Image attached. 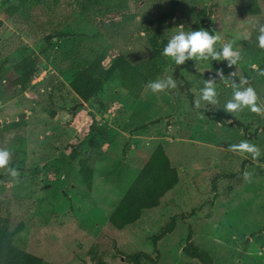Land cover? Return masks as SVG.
Listing matches in <instances>:
<instances>
[{"label": "rangeland", "instance_id": "1", "mask_svg": "<svg viewBox=\"0 0 264 264\" xmlns=\"http://www.w3.org/2000/svg\"><path fill=\"white\" fill-rule=\"evenodd\" d=\"M121 1L127 3L125 13L113 16L122 12ZM246 1L178 0L179 17L158 30L159 45L181 24L218 35L216 51L234 41L241 59L228 67L227 60L211 57L177 66L154 55L150 41L157 30L147 24L169 15L173 0H0V149L12 153L9 167L20 173L13 179L0 169V228L19 230L17 244L42 264H93L95 259L125 264L121 254L138 252L156 264H199L181 252L189 228L193 243L213 264H264V115L247 108L225 112L232 89L217 75L221 70L229 79L235 73L230 79L237 84L245 77L264 105V76L252 68L264 70V49L257 41L264 0H256L260 14L255 16L247 14ZM12 6L19 10L8 17ZM99 53L105 66L124 55L151 74L149 82L171 76L177 87L153 93L148 82L135 100L116 75L84 104L69 84ZM27 56L36 61V79L15 87L19 74L13 63ZM210 77L219 103L201 101L197 109L194 101ZM146 124L148 130H136ZM93 126L103 135L92 133ZM91 137L100 141L98 150L88 145ZM241 141L255 144L260 157L228 150ZM158 145L178 171V185L136 224L110 229L108 217ZM74 151L88 157L93 169L90 191L80 178L78 159L70 158ZM245 172L251 173L250 182ZM231 174L242 178L223 177ZM215 175L222 177L214 189ZM171 219L174 231L154 245L153 235Z\"/></svg>", "mask_w": 264, "mask_h": 264}, {"label": "trees", "instance_id": "2", "mask_svg": "<svg viewBox=\"0 0 264 264\" xmlns=\"http://www.w3.org/2000/svg\"><path fill=\"white\" fill-rule=\"evenodd\" d=\"M21 4H25L27 0H19ZM109 4V3H108ZM121 13H113V16H121L124 14L127 3L121 1L117 4ZM178 0H173L171 5V12L169 15H161L155 20L147 24L148 29H156L157 32L153 35L150 46L154 55L159 56L162 54L164 47L168 41H163L161 45L158 44V35L160 27L165 24H172L179 17L176 8ZM245 9L248 15L255 16L260 14V8L256 0H247L245 2ZM19 7L12 6L8 10V17H12ZM127 14V13H126ZM1 24V23H0ZM255 23H253V26ZM242 34V33H241ZM239 34V36H242ZM105 55L99 53L93 60H91L83 69L77 72L71 80L69 87L77 98L84 104H88L93 99L97 98L102 92L104 87L110 83L117 75L120 81V86L128 96L137 100L145 87V85L152 79L151 74L138 67L131 62L124 55H119L114 58L108 66L104 65ZM13 70L19 75L14 79L12 85L15 87H24L36 73V61L31 56L24 57V59L13 63ZM191 96V95H190ZM156 123L152 122L150 125ZM149 124L143 125L136 130L143 132L149 129ZM225 125V124H224ZM239 126L240 123H238ZM230 127L231 125H225ZM96 127H91L90 131L98 136H102V131H97ZM88 145L93 150H98L101 146L99 140L91 137ZM74 151L70 154L72 161L78 159V172L81 180L83 181L87 190L92 189L93 169L91 168L88 157H81ZM148 160L140 170L137 177L131 183L130 187L124 193L121 201L115 207L111 215L108 217V227L114 231H122L128 226L136 224L146 211L156 209L160 206L164 196L172 192L179 183L178 171L172 167L168 155L165 154L163 147L158 145L151 153ZM221 175H215L212 178V186L215 189V182L221 178ZM225 179L241 180V175H224ZM176 220L171 219L160 230L153 235L152 241L155 245L157 242L163 241L175 229ZM19 230L8 231L0 228V264H42L41 258L34 256L25 251L16 242V235ZM185 257L190 260H195L199 264H213L212 258L207 252L201 250L192 241V231L189 228L186 236L185 246L181 249ZM125 264H141L146 261L150 264H156V259L145 254L138 252L132 255H120ZM93 264H107L102 260L95 259Z\"/></svg>", "mask_w": 264, "mask_h": 264}, {"label": "clouds", "instance_id": "3", "mask_svg": "<svg viewBox=\"0 0 264 264\" xmlns=\"http://www.w3.org/2000/svg\"><path fill=\"white\" fill-rule=\"evenodd\" d=\"M259 25V21L256 22ZM220 37L216 34H209V31L200 30H185L183 24L175 28V34L170 38L167 45L164 47L162 55L172 59L177 66L183 65L186 60L208 61L209 57L212 60H227L228 67L236 65L241 59L239 51L233 50L234 41L225 43L220 51L215 50V46ZM258 46L264 49V25H259V35L257 36ZM253 70L257 71L260 76H264V70H260L258 65H252ZM217 75L226 83L230 82L232 89V97L224 105V111L232 113H240L245 108L249 109L252 113L257 115H264V105L258 103L259 97L256 91L249 84L248 79L241 76L239 84L235 80H231L235 73L229 74V79L222 76L221 70H217ZM147 87L153 93L163 92L166 89H175L177 82L171 76L165 79H157L149 82ZM218 93L216 89V81L211 77L204 82V87L200 90V96L194 101V106L199 109L201 101L217 105ZM203 119V115L200 116ZM229 151L240 155L250 154L253 160L260 157V149L253 143L248 141H241L238 144L229 146ZM12 153L7 149H0V169L5 170L13 179L20 176L16 168L9 167L11 163ZM251 173L245 172L244 178L250 182Z\"/></svg>", "mask_w": 264, "mask_h": 264}, {"label": "water", "instance_id": "4", "mask_svg": "<svg viewBox=\"0 0 264 264\" xmlns=\"http://www.w3.org/2000/svg\"><path fill=\"white\" fill-rule=\"evenodd\" d=\"M25 116H26L25 113H23V114H21V115H18L17 117H13V118L11 119V122H18V121H20L22 118H24ZM3 122H4V123H7L8 120H4ZM0 124H1V122H0Z\"/></svg>", "mask_w": 264, "mask_h": 264}, {"label": "built area", "instance_id": "5", "mask_svg": "<svg viewBox=\"0 0 264 264\" xmlns=\"http://www.w3.org/2000/svg\"><path fill=\"white\" fill-rule=\"evenodd\" d=\"M37 75V73L33 76V78L32 79H36V78H34L35 76Z\"/></svg>", "mask_w": 264, "mask_h": 264}]
</instances>
